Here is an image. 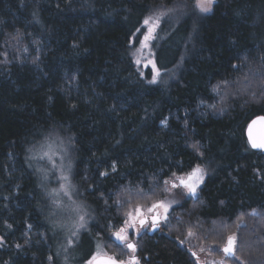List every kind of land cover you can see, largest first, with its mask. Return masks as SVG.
I'll return each mask as SVG.
<instances>
[{"label":"trees","instance_id":"1","mask_svg":"<svg viewBox=\"0 0 264 264\" xmlns=\"http://www.w3.org/2000/svg\"><path fill=\"white\" fill-rule=\"evenodd\" d=\"M169 5L185 12L156 32L168 77L150 84L131 48L145 17ZM259 114L264 0H215L205 14L193 0H0V264H84L97 241L123 260L111 233L124 213L164 198L166 178L197 165L206 174L196 196H180L165 232L134 243L140 264H197L177 241L189 230L218 248L238 232L240 260L264 264V153L245 135ZM50 132L70 139L72 180L93 212L66 249L27 158Z\"/></svg>","mask_w":264,"mask_h":264},{"label":"rangeland","instance_id":"2","mask_svg":"<svg viewBox=\"0 0 264 264\" xmlns=\"http://www.w3.org/2000/svg\"><path fill=\"white\" fill-rule=\"evenodd\" d=\"M195 3H196V0H193V5H195ZM168 9H172V11L168 12L167 16L161 19L159 27L161 26L162 22H166L167 20L168 21L171 20V22L179 20L185 12L183 8H181L180 5L176 7L173 5H169V6L159 7L155 9L147 17L155 16L160 11H166ZM197 11L200 14H205V13H201L198 9ZM159 27L156 28L153 38L146 42L148 46L146 48H141V41L144 40V36L147 33V27L144 26L142 23L141 28H140L141 31L137 32L136 34L138 35V39L136 43L132 44V48H131L132 60H133V63L136 69L140 73V75L143 74L144 76L145 72L147 70H150L149 81L152 79V73H153L152 64L149 63V61H153V60L155 61L152 43H153L154 37ZM137 49H140L141 51L137 52ZM136 59H140L141 63L140 64L135 63ZM160 73L161 74L159 77V81H161L162 79H166V77H168L166 75H163V72L161 70H160ZM172 76L173 74L170 72L169 78H172ZM44 152H47L48 156H45L43 159H40V157L43 155ZM72 155H73L72 145H71L70 139H68L67 137L58 135L56 132H50V133L45 134L38 141L31 144L27 151L28 161H30L31 166L36 170L37 174H39L40 176L39 180L42 183V186H43L42 189L44 190L43 191L44 195L46 196V199L48 203L50 204V211L47 213L46 220L50 224H53L54 226H56V228L57 227L59 228L58 233L61 238L60 241L63 240L64 242L63 243L64 249L70 247L68 245L69 239L73 240L72 245H74L80 233L84 230V229H81L77 237H71V231L74 230L72 225H73V222L78 219V215L86 214L85 215L86 228L88 227L89 223L93 219L92 210L83 201H81V199L78 196L76 186L74 185L73 180H72V168H73V160H72L73 156ZM45 174H46V179L44 178ZM62 174L68 176L69 179L67 183L73 186V189H70L71 199H69L68 196L64 195L63 191H60L61 183H65L64 181L59 179V177ZM186 174L187 173L180 174V175L176 174V177L186 178ZM170 179H175V177L171 175L166 178V180H170ZM166 188L168 189L166 196L157 201H161V200L165 202L175 201V203L171 204V207L169 209V212H168V217H169V213L172 207L176 206L182 201V198L180 196L185 195L186 197H188L189 195L186 194L185 189L172 188L171 184L166 185ZM53 190H56L54 194H53ZM54 201H58L59 203L58 204L54 203ZM151 204L144 206L143 211L145 214H147V208ZM77 206H79L78 209H77ZM158 211L162 214V209ZM167 222L161 221L160 225L162 226V228L156 234L165 232V227L167 225ZM117 230L111 233V238L116 243L121 245L123 249L126 250V254L123 260L128 261L132 255H135L136 251L134 253L131 252L127 248L125 243H122L116 240L114 233ZM145 230L146 231L144 230L141 231L138 224H137L136 229H129L128 230L129 231V242L136 243V241H138L140 232L143 234L147 232L150 233L148 229H145ZM190 232L192 233L191 236L188 235ZM177 241L183 248L188 250L189 254L191 255V257L195 260L197 264H210L211 261H219L215 258L222 259L223 257L222 252L220 256L218 257L212 254L214 249L219 250L217 245H214V246L206 245L203 241L198 239L197 234L192 230L187 231L184 237L177 239ZM96 247L97 249L95 253L84 264H88V262L92 260L94 256L99 255V254H109V255L115 256L114 253H110L106 251L101 241L96 242ZM3 248H6V243H5V239L3 238V236L0 235V250ZM190 251H193L196 254V257L193 256ZM79 257H81V254H79ZM136 260L138 261V264H140L139 257H137Z\"/></svg>","mask_w":264,"mask_h":264},{"label":"snow or ice","instance_id":"3","mask_svg":"<svg viewBox=\"0 0 264 264\" xmlns=\"http://www.w3.org/2000/svg\"><path fill=\"white\" fill-rule=\"evenodd\" d=\"M214 0H196V3L194 7L198 9L201 13H207L211 10ZM172 9H168L166 11H160L155 16H149L146 17L143 21V25L147 27V33L144 36V40L141 41V48H146L147 41L153 38V35L156 31V28L159 27V24L161 22V19L163 17H166L168 12H171ZM137 32H140L141 29L137 28ZM135 35V33H133ZM141 51L140 49H137V52ZM135 63L140 64V59H136ZM149 63L152 64V79L148 81L150 84L158 83L159 77H160V69L156 66V62L149 61ZM233 67H236L235 65ZM143 75V74H142ZM221 83L227 84V81H222ZM219 90V85H214L212 88L213 92H217ZM210 107H215V105H211ZM264 119V118H261ZM163 125L166 126V121H161ZM255 123V121H253ZM251 127V125L249 126ZM250 144L253 149H262L264 150V140H260L259 142L255 139H253L250 135ZM196 146L193 145V148ZM45 156H48L47 152H44L43 155L40 157V159H43ZM50 159V157H49ZM55 166V165H54ZM115 165L112 166V170L115 171ZM206 174V170L199 165H197L195 168H193L189 173L186 174L185 177H176V174L173 173V177L175 179L166 180L164 183L165 185L171 184L172 188H183L186 190V194L189 196L195 197L197 194V187L203 182L204 175ZM101 175H106V173H101ZM46 179V174L45 177ZM62 181L65 183H61L60 185V191L64 192V195L68 196L69 199H71L70 195V189H73V186L70 185L68 182V176L67 175H61L59 177ZM165 191H168L167 188L164 189ZM56 192V190H53V194ZM143 190L137 189V194H142ZM54 203H59L58 201H54ZM75 203V202H73ZM117 205L123 206V203L121 200L117 199L115 201ZM175 203V201L172 202H165V201H156L153 202L148 208H147V214L144 213L143 205L137 204L134 208H130L128 211L124 213L125 219L123 222V226H121L115 233L114 236L116 240L125 243L127 248L131 252L136 251V245L134 243L129 242V229H136L137 224L139 225L140 229H144L148 224L150 220V226L153 230L157 229L160 226L161 221L167 222L168 220V212L171 207V204ZM79 206H77V209ZM162 209V214L158 211ZM257 211L253 209L248 215L255 216L257 215ZM85 215H78V219L73 222V229L71 231V237H77L78 233L81 229L86 228V221H85ZM240 225H237V229H239ZM189 236L192 235L190 232L188 234ZM73 244V240H68V245L71 246ZM238 244H239V238H238V232H233L229 235H227L224 238V243L222 246L219 247V250H221L224 254L225 258H233L235 261H240V264H245L244 261L240 260V257L236 255L238 251ZM195 255V253H193ZM88 264H138V261L136 260V257L133 255L129 258L128 261L120 260L113 257L105 256L102 260L98 256H94L92 260L88 262ZM210 264H224V259H221L219 261H211Z\"/></svg>","mask_w":264,"mask_h":264},{"label":"water","instance_id":"4","mask_svg":"<svg viewBox=\"0 0 264 264\" xmlns=\"http://www.w3.org/2000/svg\"><path fill=\"white\" fill-rule=\"evenodd\" d=\"M261 118H264V114H259V115L255 116V117H253L246 125L245 135H246L247 142H248L250 147H251L250 139H249L250 135H251V137L253 139L257 140L258 142L260 140H264V119H261ZM253 121H255V123H253ZM250 125H251V127H249ZM253 150L261 151V152L264 153V150H262V149H253ZM190 252L192 253L193 256L196 257V254L194 255L193 251H190ZM96 256H98L101 260L105 256L113 257V258L117 259L115 256L109 255V254H99V255H96ZM117 260L120 261L119 259H117ZM224 264H227V263L224 262Z\"/></svg>","mask_w":264,"mask_h":264},{"label":"flooded vegetation","instance_id":"5","mask_svg":"<svg viewBox=\"0 0 264 264\" xmlns=\"http://www.w3.org/2000/svg\"><path fill=\"white\" fill-rule=\"evenodd\" d=\"M161 224V223H160ZM162 228V226L160 225L157 229L153 230L150 226V220H149V224L144 228V229H140L141 231H146L145 229H148L150 231V233L147 232V234H156L160 229ZM143 234L140 232V235ZM139 235V236H140ZM132 243V242H131ZM133 256V255H132ZM135 256V255H134ZM136 257V256H135Z\"/></svg>","mask_w":264,"mask_h":264}]
</instances>
